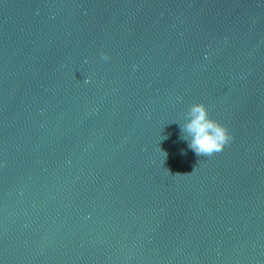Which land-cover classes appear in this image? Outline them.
I'll return each mask as SVG.
<instances>
[{"label":"water","instance_id":"obj_1","mask_svg":"<svg viewBox=\"0 0 264 264\" xmlns=\"http://www.w3.org/2000/svg\"><path fill=\"white\" fill-rule=\"evenodd\" d=\"M0 264H264V0H0Z\"/></svg>","mask_w":264,"mask_h":264},{"label":"clouds","instance_id":"obj_2","mask_svg":"<svg viewBox=\"0 0 264 264\" xmlns=\"http://www.w3.org/2000/svg\"><path fill=\"white\" fill-rule=\"evenodd\" d=\"M105 61L110 60L107 54H101ZM182 131L188 142V148L196 156H210L219 153L232 141L229 129L210 118L204 104L194 105L188 115V122ZM183 154V153H182Z\"/></svg>","mask_w":264,"mask_h":264}]
</instances>
